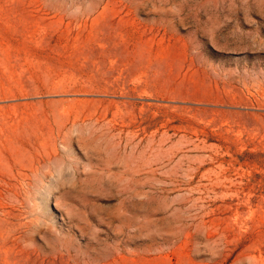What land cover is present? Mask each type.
<instances>
[{"label": "rangeland", "instance_id": "rangeland-1", "mask_svg": "<svg viewBox=\"0 0 264 264\" xmlns=\"http://www.w3.org/2000/svg\"><path fill=\"white\" fill-rule=\"evenodd\" d=\"M0 264H264V0H0Z\"/></svg>", "mask_w": 264, "mask_h": 264}]
</instances>
